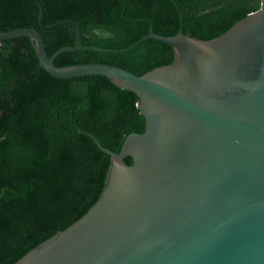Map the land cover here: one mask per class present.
<instances>
[{
  "label": "water",
  "instance_id": "1",
  "mask_svg": "<svg viewBox=\"0 0 264 264\" xmlns=\"http://www.w3.org/2000/svg\"><path fill=\"white\" fill-rule=\"evenodd\" d=\"M33 1L41 30L70 26L74 46L48 57L33 29L0 33V45L28 38L58 80L107 78L136 95L145 125L119 153L81 131L110 161L97 201L14 264H264V0L213 39L185 36L179 12L175 36L150 29L112 51L149 39L170 46L172 62L141 76L106 64L56 67L58 55L84 49L80 28L45 26Z\"/></svg>",
  "mask_w": 264,
  "mask_h": 264
},
{
  "label": "trees",
  "instance_id": "2",
  "mask_svg": "<svg viewBox=\"0 0 264 264\" xmlns=\"http://www.w3.org/2000/svg\"><path fill=\"white\" fill-rule=\"evenodd\" d=\"M44 24L75 22L84 49L65 52L56 67L106 64L136 76L173 60L170 46L149 39L124 50L150 29L210 40L257 11L261 0H38ZM179 9V11H178ZM33 0H0V33L36 30L48 57L73 47L74 29L41 30ZM143 20H147L145 22ZM151 23V25H150ZM135 94L101 76L58 80L40 66L28 38L0 45V264L80 219L97 201L109 167L100 145L119 153L131 133H143ZM125 163L131 165L130 158Z\"/></svg>",
  "mask_w": 264,
  "mask_h": 264
}]
</instances>
